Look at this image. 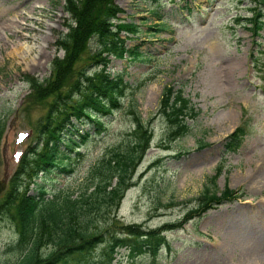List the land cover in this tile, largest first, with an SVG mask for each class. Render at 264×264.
<instances>
[{"label":"rangeland","instance_id":"obj_1","mask_svg":"<svg viewBox=\"0 0 264 264\" xmlns=\"http://www.w3.org/2000/svg\"><path fill=\"white\" fill-rule=\"evenodd\" d=\"M64 1L0 0V178L4 162L10 172L0 198L28 147L42 143L39 121L50 112L54 95L37 98L24 75L43 80L51 74L53 57L62 56L56 40L71 19ZM115 2L122 11L113 20L136 26L120 36L143 55L110 56L111 76L125 82L122 107L103 132H93L90 121L77 123V131L91 134L78 146L83 154L73 171L57 172L47 186L87 185L90 166L106 148L132 138L133 115L138 114L150 125V146L117 205L95 209L88 230L99 231L112 218L150 227L180 220L198 205L203 183L218 167V191L226 184L242 194L166 230L171 246H162L158 260H132L120 247L112 264H264V3L262 25L255 32L246 18L250 0ZM86 56L87 51L75 70L100 67L88 65ZM167 83L181 87L198 111L191 132L174 140L166 139L165 121L151 117ZM241 122L246 132L240 145L226 151L225 136ZM198 139L207 144L200 147ZM32 181L28 193L34 191ZM14 222L0 214V264L18 254L12 246L7 250L17 236ZM52 245L43 242L40 250Z\"/></svg>","mask_w":264,"mask_h":264},{"label":"trees","instance_id":"obj_2","mask_svg":"<svg viewBox=\"0 0 264 264\" xmlns=\"http://www.w3.org/2000/svg\"><path fill=\"white\" fill-rule=\"evenodd\" d=\"M250 2L247 9L252 13L246 18L252 21L251 28L257 32L262 25L264 0ZM64 9L71 19L67 22V30L57 37L56 44L63 54L53 57L50 76L40 80L31 74L24 75L37 98L54 97L50 112L39 121L42 143L39 145L36 141L37 144L28 147L0 198V214L15 221L17 233L7 250L12 246L18 253L13 260H5L3 264H112L120 247H124L125 254L132 260H158L163 245L170 249L166 230L182 225L193 216H200L207 208L223 199L236 197L240 191L226 184L218 191V167L203 183L198 205L180 220L150 227L112 218L99 231L88 230L86 222L94 210L104 203L117 205L129 186L137 160L150 146V125L134 114L132 138L127 143L123 140L106 148L102 158L90 166L88 182L83 188L74 189L63 184L50 189L47 183H52L59 171H73L77 165L75 161L82 156L78 146L91 134L87 130L77 131V123L90 121L93 131L103 132L114 110L122 107L120 94L125 82L120 76H111L107 69L110 56L130 54L135 58L143 53L137 45L126 46L125 37L120 36L122 30H134L136 26L132 22L113 20L119 19L117 14L122 11L115 0H65ZM158 28H162V23ZM85 51L87 64L100 65L98 69L81 67L75 70L74 64ZM197 114L182 88L167 83L151 117H161L166 123V139L174 140L191 132ZM2 130L0 123V135ZM245 132L244 123L236 126L225 137L224 149L235 150ZM197 143L200 147L207 144L199 139ZM31 181L34 191L28 193ZM43 242L53 245L42 252Z\"/></svg>","mask_w":264,"mask_h":264},{"label":"water","instance_id":"obj_3","mask_svg":"<svg viewBox=\"0 0 264 264\" xmlns=\"http://www.w3.org/2000/svg\"><path fill=\"white\" fill-rule=\"evenodd\" d=\"M8 178V170H7V163L4 166V173L3 176L0 178V193L4 190Z\"/></svg>","mask_w":264,"mask_h":264},{"label":"bare ground","instance_id":"obj_4","mask_svg":"<svg viewBox=\"0 0 264 264\" xmlns=\"http://www.w3.org/2000/svg\"><path fill=\"white\" fill-rule=\"evenodd\" d=\"M25 48H26V50L28 51L29 50V47H27V46H24ZM257 238V237H256ZM257 244V243H256ZM257 248V247H256Z\"/></svg>","mask_w":264,"mask_h":264}]
</instances>
